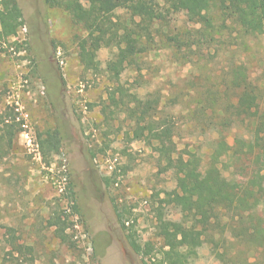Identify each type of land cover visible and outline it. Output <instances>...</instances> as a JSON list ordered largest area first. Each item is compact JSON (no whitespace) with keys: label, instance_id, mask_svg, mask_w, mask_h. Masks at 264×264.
Here are the masks:
<instances>
[{"label":"rangeland","instance_id":"374dc122","mask_svg":"<svg viewBox=\"0 0 264 264\" xmlns=\"http://www.w3.org/2000/svg\"><path fill=\"white\" fill-rule=\"evenodd\" d=\"M17 1L22 25L15 35L0 36V264L158 262L168 250L160 219L184 220L181 208L163 202L177 176L160 149H171L174 159L192 152L207 164L220 137L234 148L231 154L243 139L264 138V131L254 136L257 119L237 118L241 90L233 84L239 69L256 87L264 114V34L246 33L216 9L206 27L185 8L155 24L150 50L116 79L106 69L116 50L98 48V70L81 64L79 41L100 43L75 21L85 1L74 11L44 0ZM7 114L20 130L10 147L1 130ZM162 120L170 126L150 134ZM142 127L145 134L135 138ZM56 131L61 150L48 160L40 142ZM219 167L238 187L253 170L233 155ZM220 211L196 218L207 236L187 264L264 263V242L236 234L250 225L264 229V199L246 214L253 224L235 223L232 212ZM58 217L65 226L53 224ZM127 231L153 254L143 260Z\"/></svg>","mask_w":264,"mask_h":264},{"label":"trees","instance_id":"16d2710c","mask_svg":"<svg viewBox=\"0 0 264 264\" xmlns=\"http://www.w3.org/2000/svg\"><path fill=\"white\" fill-rule=\"evenodd\" d=\"M52 7H67L74 11L75 5L83 1L86 6L75 12V21L85 30L99 38L100 43L90 46L88 39L79 41V57L85 71L99 69L97 51L100 46L116 50L107 62L106 69L114 78L119 79L133 60L147 53L153 44V29L157 22L166 21L173 14L187 8L191 11V20L211 27L209 12L219 10L222 15L232 18L246 33L264 34V0H44ZM122 11L125 16L118 13ZM23 21V13L17 0H0V36L15 35ZM233 84L240 89L237 102V118L257 119L254 136H260L264 131V114L258 110L259 95L257 89L238 69L235 71ZM118 87L116 91H121ZM148 102V101H147ZM7 116L11 122L7 123ZM2 117L4 127L1 129L8 135L7 145L10 147L13 138L20 132L16 129L15 117L11 114ZM160 120V119H159ZM172 124V123H171ZM170 126L166 121L156 122L148 128L149 133ZM172 126V125H171ZM142 127L135 134L138 138L145 134ZM58 131L47 133L42 139L40 147L43 157L50 160L61 150V139ZM2 143V142H1ZM0 143V145H1ZM234 148L220 137L216 149L209 157L207 164H203L202 157L188 152V158L183 155L174 159L171 149H160V153L167 157L169 165L176 172L177 186L167 194L163 202L181 208L184 220L181 222H163L160 219L159 235L163 237L164 246L168 250L163 252V258L150 264H187L198 256V249L202 246L205 229H197L196 218L210 219L216 217V209L233 213L235 223L253 224L248 212H252L264 199V138L260 140L241 141L240 148L233 154ZM234 156L238 160H247L253 166L252 175L244 185L238 187L223 175L219 164L222 158ZM252 158V160H251ZM51 161H48V165ZM220 211V212H221ZM246 215V216H245ZM124 230L126 221L122 214H117ZM247 219V220H246ZM191 222L188 225V222ZM63 227L65 222L58 217L53 223ZM250 225L237 232V236L250 238L252 242H264V229L261 226ZM127 240L132 249L143 260L153 254V248L146 244L143 247L135 238V232L127 231ZM22 255L23 246H17ZM29 250V249H27ZM146 264V263H145ZM242 264H264L262 262H244Z\"/></svg>","mask_w":264,"mask_h":264},{"label":"built area","instance_id":"2783aa9c","mask_svg":"<svg viewBox=\"0 0 264 264\" xmlns=\"http://www.w3.org/2000/svg\"><path fill=\"white\" fill-rule=\"evenodd\" d=\"M29 145H30V146H32V144H31L30 140H29ZM38 154H40V153L38 152Z\"/></svg>","mask_w":264,"mask_h":264}]
</instances>
